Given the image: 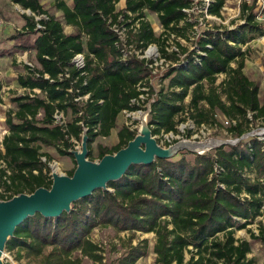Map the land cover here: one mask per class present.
Here are the masks:
<instances>
[{"label":"trees","instance_id":"trees-1","mask_svg":"<svg viewBox=\"0 0 264 264\" xmlns=\"http://www.w3.org/2000/svg\"><path fill=\"white\" fill-rule=\"evenodd\" d=\"M52 1L61 17L51 15L42 0H12L47 19L24 16V29L34 38L19 48L34 52L38 67L26 66L27 74L18 77V85L41 94L12 99L15 109L5 121L8 132L0 136V188L10 195L0 194L1 200L51 187L52 157L44 148L75 160L74 140L81 142L87 129L88 159L96 161L117 153L136 137L138 130L124 125L116 145L94 148L99 138L111 136L123 111L140 109L132 100L148 84L150 70L136 52L143 53L150 45H158L163 58L174 64L151 104L148 123L153 136L177 133L178 126L190 119L197 126L217 123L215 116L220 113L229 119L231 135L240 139L249 131V114L253 120H264L260 87L244 73L247 50L243 47L264 37L254 6L242 5L241 25L195 31L190 48L177 42L180 53L169 54L163 36L189 40L187 32L199 25L190 16L196 0H125L122 10L117 8L121 0H72V5ZM199 4L203 13L220 18L226 0ZM148 13L157 16L161 35L147 19ZM66 26L74 32L66 34ZM115 26L127 29L126 43ZM79 54L85 56L83 69L73 65ZM220 75L226 78L216 85ZM2 93L0 80V104ZM57 112L71 113L72 121L56 123ZM107 187L109 191L96 190L75 202L70 213L57 219L41 214L28 218L17 227L6 250L42 258L40 264H83L85 258L97 264L103 257L91 234L102 226L154 233L155 264H255L248 258L252 243L235 238L237 231L255 222L258 233L248 232L264 250V140L259 136L203 154L185 151L151 165H133ZM147 253L148 241H144L130 248L120 264H137Z\"/></svg>","mask_w":264,"mask_h":264},{"label":"rangeland","instance_id":"rangeland-1","mask_svg":"<svg viewBox=\"0 0 264 264\" xmlns=\"http://www.w3.org/2000/svg\"><path fill=\"white\" fill-rule=\"evenodd\" d=\"M67 4L72 5V0H65ZM202 0L195 1V8L190 11V16L193 20H198L199 25H197L193 31H188L187 36L189 40L177 38L175 36H168L167 34L163 36L165 40V48L168 53H171V49L175 46L176 39L180 42L185 49H188L192 46V42L195 40L194 32H203L208 29H232L243 23L241 18V8L243 4L248 6H254L255 11L260 13L261 9L264 7V0H226L225 7L222 11V16L220 18L206 15L203 13L202 6L199 4ZM206 1V0H205ZM42 3L45 5V8L49 11L51 15L56 17H61L62 14L54 8V2L52 0H42ZM125 7V0L117 5L118 10H122ZM20 5L15 4L12 0H0V80L3 83V93H2V103L0 104V136L4 137L8 132L5 124L7 113L15 109V105L12 102L14 97L29 95L30 93L24 91L18 85V77L24 76L27 74L26 66H29L33 69L38 67L35 53L28 50H20V43L30 41L34 37L30 34H27L28 31L24 29L26 24L24 16L33 17L34 15L30 12H25ZM147 19L152 24L156 34L159 36L163 33V29L160 26L158 18L153 13L147 14ZM260 25L264 27V21H259ZM66 34H71L74 32L73 27H65ZM122 37L125 35L128 36V31H120ZM158 47V48H157ZM150 51L155 52L156 54L161 55L160 47L158 45H153L149 48ZM247 50L246 55V65L244 73L248 78L257 83L260 87V97L264 99V37H258L257 39L251 41L247 46L243 47V51ZM161 73H166L161 70ZM158 79L154 81L155 86L158 89L160 84L163 85L162 79L157 76ZM225 75H220L218 77L216 85H219L224 79ZM189 99L186 100V103H189ZM144 113V112H143ZM141 115L136 118L139 119ZM187 117V115H182L181 118ZM72 115L69 113L64 116V123L72 121ZM179 118V119H181ZM137 119V126L135 129L140 130L141 122ZM217 123H214L212 120L210 123H206L195 130L193 133L195 139L188 137L186 134L180 133L177 136L176 140L172 143H176L183 139L196 140L198 142H208L213 141L216 144L230 142L234 143L239 138H235L231 135L228 130L230 125L225 124L227 119L222 114L217 113L215 116ZM249 131L243 135L250 136H259L264 140V120L258 119L253 120L252 115L249 114ZM191 120V119H190ZM148 121V118H147ZM131 119H127L123 114L119 116L117 122V128L114 130L112 136L108 138H99L94 145L101 144L106 147H113L118 142L117 133L119 129L126 125V123H131ZM62 123V120L61 122ZM180 127V125L178 126ZM242 136V137H243ZM247 137V138H248ZM156 138V137H155ZM157 140L159 144L163 147H168L167 142H165L164 135H157ZM246 139V138H245ZM240 142V141H239ZM238 143V142H237ZM236 143V144H237ZM216 148V147H214ZM211 148L210 150L214 149ZM74 151L81 150V142L74 140ZM209 150V151H210ZM46 153H49L52 157V160L49 162V165L52 169H55L56 172L60 174L68 175V172L76 167L75 160L70 156H60L59 153L54 148H44ZM185 152V151H184ZM208 152V151H205ZM99 161V160H96ZM51 176V173H50ZM262 218L259 219V221ZM248 230H253L258 233V224L255 222L249 226L246 230H240L235 233V238L237 240H245L252 243V253L248 255L249 259H253L255 264H263L264 261V250L260 242L253 241L250 238ZM222 239L223 237L220 236ZM91 240L98 245L101 249L99 252L103 261L97 264H120L122 257L129 251L130 248L142 244L144 241H148V253L145 257L141 258L137 264H155L157 255L153 252L154 246L157 241V237L154 233L144 234L141 232H119L112 227H98L91 234ZM193 250L192 248H190ZM51 249L48 248L45 251V254L49 253ZM20 257V258H19ZM187 259H189L190 254H186ZM42 258H33L28 257L24 251L19 252L15 250L9 252L7 250L3 253V262L4 264H40ZM83 264H93L92 261L88 259L83 260Z\"/></svg>","mask_w":264,"mask_h":264},{"label":"water","instance_id":"water-1","mask_svg":"<svg viewBox=\"0 0 264 264\" xmlns=\"http://www.w3.org/2000/svg\"><path fill=\"white\" fill-rule=\"evenodd\" d=\"M150 112L151 108L141 114L138 134L117 153L105 155L99 161L89 160L88 131L85 129L81 150L71 151L77 164L72 176L52 169L49 189L41 187L32 194H20L10 200L0 199V264H4L3 253L7 242L28 218L41 214L45 218L57 219L65 212L70 213L75 202L89 197L96 190L109 191L108 184L122 179L133 165H151L157 159H172L184 151L203 154L214 147L236 144L249 136H243L234 143L222 142L204 149L200 146L206 142L189 139L163 147L153 136L147 121Z\"/></svg>","mask_w":264,"mask_h":264},{"label":"built area","instance_id":"built-area-1","mask_svg":"<svg viewBox=\"0 0 264 264\" xmlns=\"http://www.w3.org/2000/svg\"><path fill=\"white\" fill-rule=\"evenodd\" d=\"M206 2L209 3V0H206ZM25 12L30 13L31 11L26 10ZM33 15H34L33 17H35L36 21H39L42 19H44V20L47 19L46 15H42V16H35V14H33ZM260 20L264 21V7L261 9L260 13H258V16H257L258 23H260L259 22ZM37 28L42 29V26L40 24H37ZM114 30L118 33V35L120 36V39L124 43H126L128 36L125 35V37L124 36L122 37V34L120 33V31H122V30L127 31V29L125 27L118 28L117 26H115ZM174 40L176 41V44H175V46L172 47L171 53L179 54L181 49L177 46L178 41L176 39H174ZM180 40H182V39H180ZM178 43H180V42H178ZM152 46L153 45H150L143 53L136 52V54L138 55V57L140 59L145 60L147 62L148 69L150 70V76L148 78V84H145L144 86L139 88V90L141 92L139 97L137 99L132 100V104L140 107V109L137 111H134V112L125 110L122 113L127 119H131L132 122L126 123V125H125V126L129 127L131 130H137V129H135V127L137 126L136 122L138 119L136 117L141 115L147 109L151 108V104L155 101V99L157 97L158 90L160 88L158 89L157 87H159V86H157V87L155 86L154 81L156 79H158L157 76L159 77V79L160 78L162 79L163 76L165 75L164 73H161V70L167 72V70L171 66H174L173 62L167 61L165 58H163L162 53H161V55H159L153 51H150L149 48H151ZM171 53H169V54H171ZM73 65L76 66L78 69H83L85 67V56L83 54L77 55L73 60ZM31 69H33V68H31ZM161 86H162V84H160V87ZM23 90L29 92L30 93L29 95L31 97H35L36 95L41 94V91L37 90V89L31 91L29 89L23 88ZM55 119H56V123H58L60 125L64 124V114L63 113L57 112L55 115ZM61 120H62V123H60ZM225 124L229 125L230 121L226 120ZM202 127H203V125H202ZM198 128L199 127L192 120H187L186 122L180 124V127H178L177 133L170 132V133L162 134V135H164V138H165L164 141L167 142L168 146H170V145H172V143L177 138V136H175V135H179L180 133H183L184 135L185 134L188 135V133H191V135H193L195 130H197ZM194 137H195V135L191 136L190 139L191 138L195 139ZM1 138H3V137H1ZM156 138H157V136H156ZM43 161H46V158H43ZM35 173H37V172H35ZM0 194L5 195V197H8L10 195L8 193H4L1 188H0Z\"/></svg>","mask_w":264,"mask_h":264},{"label":"bare ground","instance_id":"bare-ground-1","mask_svg":"<svg viewBox=\"0 0 264 264\" xmlns=\"http://www.w3.org/2000/svg\"><path fill=\"white\" fill-rule=\"evenodd\" d=\"M214 145H216V142L209 141V142H206V143L202 144L200 146V149L208 148V147H211V146H214Z\"/></svg>","mask_w":264,"mask_h":264},{"label":"crops","instance_id":"crops-1","mask_svg":"<svg viewBox=\"0 0 264 264\" xmlns=\"http://www.w3.org/2000/svg\"><path fill=\"white\" fill-rule=\"evenodd\" d=\"M114 130H115V129H114ZM114 130L112 131V134H113ZM112 134H111V136H112Z\"/></svg>","mask_w":264,"mask_h":264}]
</instances>
